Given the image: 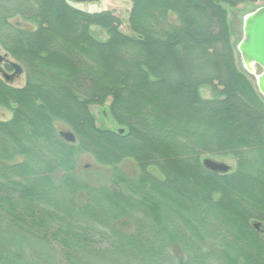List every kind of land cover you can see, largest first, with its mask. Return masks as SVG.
<instances>
[{"label": "trees", "instance_id": "trees-1", "mask_svg": "<svg viewBox=\"0 0 264 264\" xmlns=\"http://www.w3.org/2000/svg\"><path fill=\"white\" fill-rule=\"evenodd\" d=\"M71 1L0 0V46L26 77H0L13 110L0 121V264H264V96L226 8L264 0H131L134 35ZM109 100L123 132L96 125L91 106ZM84 153L114 168L109 184L79 177ZM209 156L236 167L212 172ZM128 159L136 176L118 167Z\"/></svg>", "mask_w": 264, "mask_h": 264}, {"label": "rangeland", "instance_id": "rangeland-1", "mask_svg": "<svg viewBox=\"0 0 264 264\" xmlns=\"http://www.w3.org/2000/svg\"><path fill=\"white\" fill-rule=\"evenodd\" d=\"M71 3L80 9L89 10V11H99V10L113 11L116 15H118L121 18V22H122L121 30L126 34L134 35L133 32L130 30L128 24L129 12L132 7L131 0L71 1ZM263 6H264V2H255V3L244 2L234 7L226 5L229 14V24L232 33V42L235 46H237V49H238V44L240 43V41L244 36V32H243L244 18L248 14L254 12L255 10ZM12 21L20 22V24H23L25 26H31V27L33 26L34 28L36 27L34 23L26 22L22 20L20 17L14 18ZM91 29H92V33L96 38L100 40H105L108 38L106 30L95 26H93ZM0 53L3 55L6 54V51L1 46H0ZM236 57L239 67L244 69L245 64L242 60L241 55L237 51H236ZM9 59L14 60L10 56ZM252 68L254 70L253 73L254 76L249 73L248 75L250 76L252 82L256 83L257 82L256 78L257 76L263 73V68L258 64H254ZM3 69L9 74L13 72V69L6 64H3ZM0 77L3 78V75L1 73H0ZM7 82H9V84H11L14 87H18V88L23 87L26 83L25 72H22L21 74L17 75L13 80ZM201 95L206 99L214 97L213 91L211 90V88L207 86L201 88ZM109 104H110V100L103 105L91 106V111L95 116L96 125L98 127L110 129L116 132L119 131L120 129L124 131V127L120 125L118 122H116L115 119L112 117L109 110ZM12 116H13L12 108H8L0 105V121H8L12 118ZM57 127L60 132L61 131L72 132L66 125L57 124ZM209 157L218 161L228 163L232 165L233 168L236 167V160L232 156H209ZM118 167L123 173H126L129 176L131 175L136 176L139 173L138 165L133 160H129V159L125 160L122 163H120ZM152 171L154 175H156L159 178H162L161 173L156 167L152 168ZM77 172L79 177L84 182H87L93 186H101V185H107L111 182L114 168L100 164L99 162L96 161V159L93 156L84 153L80 155L78 158Z\"/></svg>", "mask_w": 264, "mask_h": 264}, {"label": "water", "instance_id": "water-1", "mask_svg": "<svg viewBox=\"0 0 264 264\" xmlns=\"http://www.w3.org/2000/svg\"><path fill=\"white\" fill-rule=\"evenodd\" d=\"M72 1H93V0H72ZM244 36L238 45V51L242 57L245 67L254 73L252 66L258 64L263 68V73L257 76V85L260 92L264 96V6L248 14L243 22ZM3 64L10 66L13 69L11 74L3 69ZM23 72L22 66L9 59V55L0 53V73L6 81L13 80L17 75ZM123 132L122 129L119 130ZM60 135L70 142L75 141V136L72 132L61 131ZM203 165L210 171L215 173H227L233 169V166L215 160L211 157L203 159Z\"/></svg>", "mask_w": 264, "mask_h": 264}]
</instances>
